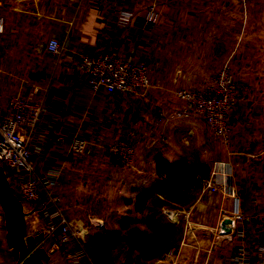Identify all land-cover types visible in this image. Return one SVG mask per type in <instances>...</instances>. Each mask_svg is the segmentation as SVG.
I'll use <instances>...</instances> for the list:
<instances>
[{"label":"crops","instance_id":"0c3cea01","mask_svg":"<svg viewBox=\"0 0 264 264\" xmlns=\"http://www.w3.org/2000/svg\"><path fill=\"white\" fill-rule=\"evenodd\" d=\"M151 9L158 14L152 30L116 27L117 12L133 13L137 19H143ZM0 18L4 22L0 60L22 61L18 64L22 67L18 92L32 97L43 107L40 126L26 140L40 172L60 169L59 192H65L62 182L67 183L70 173L103 168L113 172L112 179L116 172L118 176L129 175V179L108 183L124 191L126 188L128 194L138 193L135 198L124 201V205L134 204L137 213L145 211L150 200L169 195L183 199L167 206L162 204L150 213L145 211L146 218L156 220L162 207L176 208L174 211L183 215L189 212V204L194 203L193 198L188 199L194 185L190 189L173 190L165 187L166 175L159 172L168 167L171 175H175L199 163L208 170L218 171L219 176L223 175L226 182L236 187L238 197L230 201V206L239 202L248 216L247 223L233 226L226 221L219 225L220 234L234 232V245L231 247L229 243L226 247L224 238H220L218 247L226 248L222 256L215 259L204 256L201 264H224L229 248L233 250L244 241L252 245L262 241L264 0H29L23 3L0 0ZM76 18L102 25L96 44L89 45L82 40V31L73 25ZM51 39H58L62 44L58 54L47 51ZM106 52L132 56L148 65L151 85L146 95L124 97L92 91L79 70V62L85 54ZM226 65L232 66L239 84L253 86L248 97L239 101L231 112L232 131L227 141L231 151H215L213 163L209 161L208 151H168L166 143L191 134L204 121L192 116L173 121L163 131L150 129L157 116L143 110L145 99L167 112L178 109L181 90L205 87ZM181 126L185 128L179 129ZM45 132L52 134L46 138L48 145L41 149L40 135ZM129 133L134 135L135 160L131 166L113 169L111 163L104 162L105 156H111L109 149L114 141ZM76 135L90 140L84 153L70 150ZM58 136H62V141L56 140ZM99 157H104L100 165L90 164ZM83 158L90 162H83ZM131 173L141 178L150 173L153 178H142L132 185ZM171 185L175 187L176 183ZM143 194L150 197L140 202ZM133 228L143 235L140 244L143 239L152 241L148 235L155 234L157 239L156 233L144 224L138 223ZM197 233H201L199 244L208 245L210 231L203 229ZM194 234L190 230L186 238L194 242ZM187 245L192 246L190 242Z\"/></svg>","mask_w":264,"mask_h":264},{"label":"built area","instance_id":"2783aa9c","mask_svg":"<svg viewBox=\"0 0 264 264\" xmlns=\"http://www.w3.org/2000/svg\"><path fill=\"white\" fill-rule=\"evenodd\" d=\"M13 1L23 3L29 0ZM157 18L158 14L154 9H151L143 19H137L133 13L119 11L115 14V24L121 30L127 28L152 30ZM73 25L82 31V40L85 43L89 45L97 43L102 31L100 23L76 18ZM3 31L4 22L0 18V33ZM61 48L62 44L58 39H51L47 51L58 54ZM79 70L95 94L124 97L141 93L146 95L151 85L148 65L121 53L85 54L79 62ZM252 91L253 86L239 84L232 66L226 65L205 87L181 90L178 93L181 100L180 108L167 112L158 109L147 99L143 102L142 108L146 113L157 116L154 117L153 127L150 129L159 128L163 131L173 121L198 115L215 137L228 140L232 131L231 112L236 104L247 98ZM42 115L41 104L22 93L0 100V163L24 205L27 225L28 217L37 215L40 218L44 239H51L54 249L62 248L70 264H98L84 249L79 231L64 213V199L57 190L60 169L52 168L40 172L26 140L40 126ZM51 134L52 132H45L40 135L43 142L39 145L41 149L48 145L46 138ZM62 139V136L56 138L57 141ZM89 145L90 140L87 137L76 135L70 143V150L73 153H84ZM109 150L115 166H131L136 157L134 135L129 133L125 138L114 141ZM221 176L218 175L215 180L205 177L201 184L213 193L220 189L223 191L226 199L223 211L230 214L226 219L230 217L236 223H247L248 216L239 207V202L233 207L230 206V201L238 197L236 187ZM253 204L256 205L257 201L254 200ZM186 254L187 247L180 261L160 264H188L185 261ZM224 264H264V236L256 245L248 241L236 245Z\"/></svg>","mask_w":264,"mask_h":264},{"label":"rangeland","instance_id":"374dc122","mask_svg":"<svg viewBox=\"0 0 264 264\" xmlns=\"http://www.w3.org/2000/svg\"><path fill=\"white\" fill-rule=\"evenodd\" d=\"M21 62L19 60H0V100H5L10 95L20 93L18 92L20 89L19 83L22 84V81L18 77L22 67H19L18 64ZM192 116L194 118L199 117L198 115ZM184 128L185 126H181L179 129ZM195 128L191 134H184L166 143V149L168 151L170 149L174 151L176 149L179 151H208V155H211V157L208 156L211 163H213L215 151H231L228 140L215 137L205 123L202 125L197 124ZM103 158L99 157V160L91 162L83 158V162L100 165L104 161ZM104 162L111 163L113 169L117 167L109 154L105 156ZM112 175L113 172L108 173L103 168L70 173L71 177L67 183L62 182L63 191L65 192H60L64 199L65 215L79 231L84 249L98 264H112L113 262L118 264H160L162 262L180 261L186 247L189 252L187 249L185 261L188 264H201L204 256H206V259H215L222 256L224 249H226L224 246L227 247L230 243L233 247L235 242L234 232L226 235L218 232L219 225L225 223L227 221L226 217L230 215L223 211L226 205L223 191L220 189L213 193L201 184L202 179L205 177L215 180L218 171L209 169L205 174L201 172L198 174L193 191L190 192L192 195L188 196L189 200L191 198L194 200L193 205L189 204L188 213L182 215L180 212L174 211L176 208L162 207L161 212L156 215V220L146 218L145 211L149 213L156 211L162 204L167 206L173 201H182L180 199H183V197H179L178 200L176 197L172 198L168 195L161 199H152L147 203V206L145 205V211L137 213L134 204H131V206L124 205V201L128 197L135 198L138 193L132 191L128 194L126 188L124 191L122 187L110 186V183H108L112 180L113 182H120L124 178L129 179V175L118 176L116 172L115 179H112ZM130 176L132 185L137 180H142V178H153L150 173L142 178L133 173ZM138 223L144 224L145 228H149L156 233L157 241L143 239L141 244L138 243L140 232L138 229L133 228V225ZM130 225L131 228H129ZM27 229L33 235L42 232L40 218L37 215L28 217ZM203 229L210 231L208 245L206 246L199 244L200 240L198 239L201 233L199 234L197 231ZM190 230H194V242L186 238V232ZM5 235L4 215L0 207V264H16L14 254L7 245ZM220 238H224L225 241L222 248L218 247ZM110 241L115 246L106 253V246ZM189 242L192 245L191 247L187 245ZM52 245L53 241L45 238L38 244V247H44L50 251L54 248ZM231 251L232 248H229L230 253ZM46 264L70 263L64 254V250L56 248V251L50 254V260Z\"/></svg>","mask_w":264,"mask_h":264},{"label":"water","instance_id":"95a60500","mask_svg":"<svg viewBox=\"0 0 264 264\" xmlns=\"http://www.w3.org/2000/svg\"><path fill=\"white\" fill-rule=\"evenodd\" d=\"M252 151H256L255 148ZM0 207L4 215L6 241L13 252L16 264H46L50 254L56 249L48 251L38 244L44 239V233L30 234L27 229V213L24 205L16 194L14 187L7 177L4 166L0 163ZM233 226L236 221L226 219Z\"/></svg>","mask_w":264,"mask_h":264},{"label":"trees","instance_id":"16d2710c","mask_svg":"<svg viewBox=\"0 0 264 264\" xmlns=\"http://www.w3.org/2000/svg\"><path fill=\"white\" fill-rule=\"evenodd\" d=\"M209 170L208 168L199 163H194L189 165L185 170H183L179 174L171 175V168H164L163 171H160L159 174H165L166 175V181H165V187L170 186L173 188V190H180V189H190L195 183H196V178L198 174L201 172L202 174L207 173ZM176 183V186L173 187L171 184ZM150 195L148 194H143L139 198V201L142 202L143 200L149 198ZM142 234L139 235L138 242L142 239ZM148 239L152 241H157L155 239V234L148 235ZM155 239V240H154ZM115 244L112 243L111 241L108 243L106 246V253L109 252L110 248L114 247ZM50 260V259H49ZM48 260V261H49ZM96 262V261H95ZM97 263V262H96Z\"/></svg>","mask_w":264,"mask_h":264}]
</instances>
